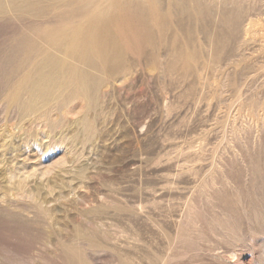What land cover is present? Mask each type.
<instances>
[{
	"label": "rangeland",
	"instance_id": "374dc122",
	"mask_svg": "<svg viewBox=\"0 0 264 264\" xmlns=\"http://www.w3.org/2000/svg\"><path fill=\"white\" fill-rule=\"evenodd\" d=\"M154 1L100 19L93 65L45 39L92 15L4 1L0 264H264V0ZM47 55L85 79L39 97Z\"/></svg>",
	"mask_w": 264,
	"mask_h": 264
},
{
	"label": "bare ground",
	"instance_id": "6f19581e",
	"mask_svg": "<svg viewBox=\"0 0 264 264\" xmlns=\"http://www.w3.org/2000/svg\"><path fill=\"white\" fill-rule=\"evenodd\" d=\"M4 1L5 2L7 1L8 6L15 9L20 14L22 13L33 14L41 18L47 17V19H45L44 22L40 24L52 23V22L53 23L64 22V21L74 22L77 19H84L92 15L88 20L85 21L86 23L84 22L83 24H81L80 22V23H75L74 26H72L71 28H57L53 31H50V30L45 31L46 41L47 42L52 41L51 43H49L51 47H53V45L56 42H60V45L55 48L57 51L66 50L70 54L69 56H71L73 60L77 62L83 61L88 65H93V62L91 61L89 54H88L89 52H93L95 54L97 52V48H98V51L105 52L106 50H110V47L112 44L110 42L111 39L108 38V34H107L109 27L107 28L105 27L110 22L105 21V19L102 20L107 23L103 25L104 22H102V25L104 27L102 26V28H100L101 26L100 19L108 17V15H111V14H113L115 17L117 16V13L123 12V10H125V8H121V7H125V5L126 6L132 5V3L135 2V0H108L107 2H105V0H0V12L5 11L7 8ZM136 1L138 2V0ZM133 5H136V4H133ZM137 6L139 5L137 4ZM142 8L143 7H141L139 11L138 10L137 11L142 12L140 11ZM133 9L136 10V7H133ZM129 10H132V9H129ZM129 10L127 12L130 13ZM136 12L134 13V15H136ZM139 25L144 26L145 24L141 21ZM108 26H110V24ZM82 27H84V29H81ZM143 37H146V36L143 35ZM94 43L96 44L95 46H94ZM41 60L35 66V70H36L35 80L32 83V85H30L31 91H35V92H38L37 94H41L39 95V97H42V95H44V93L48 91V87L61 82L62 77L66 75L69 77V79H78V78L82 80L85 79V75L77 76L76 74L77 70H75L73 67L68 68L69 71L64 70L63 63L57 61L51 55H47L42 61ZM46 67L50 68L49 70L50 72L43 71L44 68ZM35 98L36 96L31 95V102L26 107L35 108L38 104L37 101H35L37 100Z\"/></svg>",
	"mask_w": 264,
	"mask_h": 264
}]
</instances>
